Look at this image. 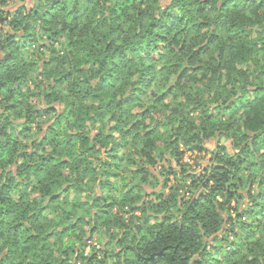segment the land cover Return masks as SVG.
Returning a JSON list of instances; mask_svg holds the SVG:
<instances>
[{"label":"clouds","instance_id":"obj_1","mask_svg":"<svg viewBox=\"0 0 264 264\" xmlns=\"http://www.w3.org/2000/svg\"><path fill=\"white\" fill-rule=\"evenodd\" d=\"M0 264H264V0H0Z\"/></svg>","mask_w":264,"mask_h":264}]
</instances>
